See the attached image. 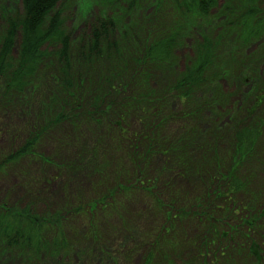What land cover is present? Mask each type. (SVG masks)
<instances>
[{
  "label": "rangeland",
  "instance_id": "374dc122",
  "mask_svg": "<svg viewBox=\"0 0 264 264\" xmlns=\"http://www.w3.org/2000/svg\"><path fill=\"white\" fill-rule=\"evenodd\" d=\"M67 1L68 9L64 15V28L70 35L72 51L76 50L82 37L87 39L95 26L106 18L114 23L115 36L122 34L129 27L132 32L138 25H146L147 20H152L157 4V0H140L138 4L131 7L127 6L130 2L124 0ZM164 5L166 9L162 22L165 26L177 24L180 27L177 47L170 60L173 62L172 65H155L150 68V71L143 68L148 72L146 78L149 82L147 88L150 89L149 97L143 98L144 89L134 87L133 75L129 76L126 71L120 82H115L111 87L105 85L107 92H104V105L111 104V106L108 114L98 116L97 121L102 124H91L90 127L86 123H80L79 132L76 133L71 126V120L75 113L81 120L83 109L75 110L73 107H67L65 111L67 115H63L64 118L59 121H57L59 113H51L47 117L54 120L48 123H45L47 117L40 116L41 111L51 99V92L46 86L49 82L43 78L33 81L32 85L15 99L3 100V103H0V149L3 143L4 145L9 143L7 139L9 133L14 134V137L20 136L16 140L19 142L33 136V129H35L34 133L43 126L51 129L42 136L40 152L53 162L47 164L49 162L45 161L43 165L28 160L25 164L24 161L22 163L21 172L36 174L39 177L42 172L45 173L42 181L35 176L38 179L37 182H41L36 187L37 194L41 196L34 200L31 207L38 209V212L43 211V206L44 209L56 208V205L67 196L63 192L74 189L70 186L71 182L74 184L82 182L86 187L84 207L74 214L75 218L71 217L73 225L70 227L73 228L67 230L70 247L49 255L43 252L38 263L35 264H128V262L143 264L150 250L143 239L149 230H159V234L163 233L162 229L165 226L162 225L166 222L164 213L169 211L167 204L170 203V196L175 193L178 200H186L187 196L183 195L186 192L197 191V194L201 195L202 182L206 180L200 177L205 173L197 172L211 170L209 162H212L214 158L213 148L218 147L219 156L222 157V154L225 155L229 150L232 135L238 128L264 120V98L260 103L257 100L264 96L262 86L255 91V87L261 82L264 83V33L240 46L237 31L227 26V17L224 12L225 0H217L213 6L202 12L188 9L175 12L174 0H167ZM20 9L21 0H0V31L7 19ZM149 24L150 22L147 26ZM221 36H223L222 45L218 47L219 53L217 52L207 74V79L202 86L203 91L196 93L193 100L186 103L173 91H167L169 90L167 87L183 70L187 59L195 53L197 44L205 38L216 42ZM252 70H256V74L245 78L246 83L241 81L245 74ZM252 77L256 78L251 79ZM39 87L40 90L36 93ZM51 87L55 88L53 84ZM121 104H124L131 118L130 124L127 125L128 131L139 136L142 141V151L146 148L152 151L151 145H158L159 141L165 142L154 147V154L152 158L149 157L146 164L143 159L139 165V171L143 175L139 179L142 180H132L126 186L127 179L133 177L129 176L133 170L127 169L126 164L124 166L121 164L120 149L116 145L115 136L111 135L112 139L109 136L106 148L101 147L98 151L95 145L96 138L99 136V127L108 129L107 132L111 134L115 132L116 135L115 126L109 127V125L115 120V112ZM155 110L158 111L159 116H162L161 120L156 117L148 119L149 112ZM94 116L97 115L94 114ZM144 117L146 118L140 122V119ZM54 130L63 133L61 136L63 141H67V137L71 141L74 140L71 136H76L78 141L61 145ZM194 130L196 133L192 135ZM78 133L83 135L81 139ZM261 145V153L256 155L254 159L256 161L250 164L249 172L242 170V174H251L254 181L251 182L249 189L255 193L262 191L260 199L263 200L264 126ZM79 148L85 151V156H78ZM182 148L184 154L186 151L187 160L181 163L185 162V165L187 163L189 167L187 171H184L185 165L176 166L171 158ZM202 167H205L206 171L201 169ZM212 168L214 169V166ZM10 173H6L3 179H0V186L4 185V182L6 184V181H11V183L7 182V187H11L12 192L11 205L19 202L21 206H24L30 202L29 194L21 189L20 181L16 179L20 173L18 171ZM101 177L103 192L112 190L114 202H111V196H108L104 202H93L98 198L93 187ZM117 183L120 187L116 185ZM125 188L133 194L126 199L127 204L124 205L126 192L123 189ZM1 189L3 188L0 187V191ZM158 200L163 204L158 206L159 208H157ZM180 202L185 206L174 203L176 210L172 212L181 209L188 212V215L181 219L186 224L188 237L183 239L187 242L183 243V251L180 250L178 255L171 258L173 263L187 264L193 261L194 264H200L197 259L204 258L206 264H214L208 249L206 250L203 246L199 249L187 241L193 239L196 231L199 230L195 229L196 221L190 218L191 214L187 211L193 209L187 208L182 200ZM217 219L220 220L218 224L221 225L223 235L231 236L221 238V242L217 241L215 245L219 247L215 249L220 250L224 245L227 250H230L239 238V234L232 235L233 232L230 231L234 219L227 217V220L223 221L219 211H217ZM93 220L97 221L93 223ZM254 227L256 229L251 231L250 235L241 239L242 249H245L243 255L247 257L245 256L243 262L235 259L233 264L258 263L252 254L249 256L247 254L253 245H256L254 248L258 245L259 249H264V219H260ZM91 232L97 233V235L94 234L97 238H93ZM4 249H0V264H30L27 258L29 256L15 249L5 247ZM261 256L263 258L261 263L264 264V252Z\"/></svg>",
  "mask_w": 264,
  "mask_h": 264
},
{
  "label": "trees",
  "instance_id": "16d2710c",
  "mask_svg": "<svg viewBox=\"0 0 264 264\" xmlns=\"http://www.w3.org/2000/svg\"><path fill=\"white\" fill-rule=\"evenodd\" d=\"M124 1L130 2L128 7L135 6L140 2V0ZM166 1L157 0L152 20H147L146 25H138L132 32L129 27L122 34L115 36L114 23L110 19H104L95 26L87 39L82 37L76 50L72 51L70 35L64 28V15L68 9V1L21 0L20 11L9 17L0 31V103H3V100L15 99L29 88L33 81L43 78L49 82L46 86L51 92V99L47 105L45 103V109L41 111L40 116L47 117L56 112L59 113L57 115V121H59L64 118L63 115H67L65 112L67 107H73L75 110L83 109L81 120L77 113L73 114L71 120V126L76 133L79 132L80 123H86L90 127L91 124H102L97 121L98 116L108 114L111 106V104L104 105V92H107L105 85L111 87L115 82H120L126 71L129 76L133 75L134 87L144 89L143 98L149 97L150 89H147L149 82L146 78L148 72L143 68L150 71V68L155 65H172L173 62L170 60L177 47L180 27L177 24H166L165 26L162 22ZM216 2L217 0H174L175 12L187 9L202 12ZM224 12L227 17V26L237 31V40L240 46L247 44L251 38H258L264 33V0H225ZM149 22L150 24L147 26ZM222 39L223 36L219 37L216 42L207 38L201 40L200 44L198 43L195 47V53L187 59L183 70L167 87L169 88L167 91H173L185 103L192 101L196 93H201L210 67L217 56L218 47L222 45ZM129 67L131 69H127ZM136 67L138 68L136 69ZM255 74L256 70H252L245 74L243 79H240L246 83L245 78ZM254 78L256 77L251 79ZM261 83L255 87V91H258L261 86L264 91V83ZM52 84L55 88L51 87ZM39 90L40 87L36 93ZM263 98L264 96L257 98L258 103ZM161 107L163 108V104ZM115 114L116 118L109 127L115 126L116 135L115 132L111 134L107 132L108 129L104 130L99 127V136L96 138L95 145L98 151L101 150V147L105 146L104 148H106L109 136H115L116 145L120 149L121 164L123 166L126 164L127 169L133 170L129 175L133 177L127 179L126 186L132 180H142L139 179L143 177L139 171V165L143 159L146 164L149 157L152 158L154 154V147L165 142L159 141L158 145H151L152 151L150 148L142 151V141L139 136L128 131L127 125L130 124L131 118L124 104L118 107ZM107 117L106 115V120ZM153 117L162 119L156 110L149 112L148 119ZM145 118L140 119V122ZM53 120L54 118L47 117L45 123ZM263 126L264 120L261 119L259 122L238 128L232 135L229 150L225 155L222 154V157L219 156L218 147L213 146L215 154L212 162H209L211 170L207 172L205 167H202L201 169L206 172H197L206 175L200 177L206 180V182H202L201 195H198L197 191L186 192L183 194L187 196L186 200H178L175 193L170 196V203L167 204L169 211L163 212L166 217V222L162 225L165 226L162 229L163 233L159 234V230H149L143 239L150 247L143 264H175L171 258L178 255L180 250L183 251V243H187L183 239L188 237V233L186 224L181 219L183 216H187L188 212L182 209L172 212L176 210L174 203L185 206L180 202L181 200L185 202L187 208L193 209L187 211L191 214L190 218L196 221L195 229L199 230L196 231L193 239L187 240L190 244H194L199 249H202V246L206 250L208 249L214 264H233L235 259L240 262L244 261L246 255H243L245 249H242L241 239L256 229L255 223L264 219V199H260L262 191L255 193L249 189L254 178L251 174H242V170H246L248 173L250 164L256 161L254 160L256 155L261 153ZM34 131L35 129L32 131L33 136L30 135L31 137L19 142L16 140L20 136L14 137V134L9 133V138L5 137L9 143L6 145L3 143L2 149H0V179H3V176L8 172L18 171L20 174L16 179L20 181L21 189L29 194L28 201H30L24 206H21L18 201L11 205V187H7L9 181L0 186L3 188L0 191V249L5 250L4 247L15 249L23 255L29 256L30 258H27L30 264L38 263L43 252L49 255L70 247L67 230L73 228L70 227L73 225L71 220L75 218L74 214L84 207L86 199L84 194L86 187L83 183L74 184L71 182L70 186L74 189L63 192L67 196L56 205V208L47 206L48 208L44 209L43 206V211L38 212V209L31 207L34 200L41 196L36 192V187L41 182H37L36 174L21 172L22 163L24 161L25 164L28 160L34 161L36 164H43L45 161L49 162L47 164L53 162L40 152L42 136L51 129L43 126L38 132L34 133ZM54 132L61 145L78 141L76 136H71L74 138L72 141L69 137H67V141H63L61 139L63 133L55 130ZM194 133H196L195 130L192 135ZM78 135L80 139L83 136L80 133ZM81 155L85 156V151L79 148L78 156ZM171 158L176 166L180 167V164L184 166L185 162H181L187 160L186 151L184 154L182 148L175 152ZM185 166L184 171L189 170L187 163ZM44 175L45 173L42 172L40 177H36L42 181ZM204 176L205 178H203ZM101 180L103 181L102 177L94 184L93 188L96 190L98 198L93 202H104L108 196H111V202H114L113 191L103 192ZM116 185L120 187L119 183ZM4 189L6 190L4 191ZM123 190L126 192L125 205L127 204L126 199L130 198L133 192L127 188ZM157 203V208L163 205L159 200ZM217 211L222 215L223 221H226L227 217L234 219L230 231L233 232L232 235L239 234V238L236 245L230 250H227L224 245L220 250L215 249L219 247L215 243L221 242L220 239L225 237L221 225L218 224L220 220L217 219ZM95 221L97 220H93V223ZM91 234L93 233L91 232ZM94 234L97 235V233ZM94 234L93 238H97ZM229 236L231 235L227 234L225 238ZM254 247L256 245L249 248L250 251L247 255L252 254L258 262L257 264H262L261 253L264 252V249H259L258 245L257 248ZM197 261L200 264H206L204 258L197 259ZM187 264H194V262L190 261Z\"/></svg>",
  "mask_w": 264,
  "mask_h": 264
}]
</instances>
